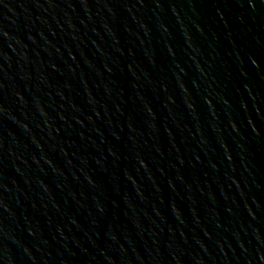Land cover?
Segmentation results:
<instances>
[{
  "label": "water",
  "instance_id": "obj_1",
  "mask_svg": "<svg viewBox=\"0 0 264 264\" xmlns=\"http://www.w3.org/2000/svg\"><path fill=\"white\" fill-rule=\"evenodd\" d=\"M0 264H264V0H0Z\"/></svg>",
  "mask_w": 264,
  "mask_h": 264
}]
</instances>
